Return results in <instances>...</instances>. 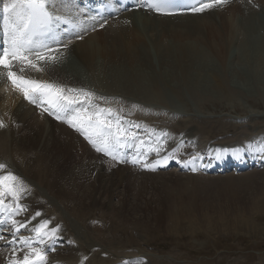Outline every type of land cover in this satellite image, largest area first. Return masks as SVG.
<instances>
[{
    "label": "bare ground",
    "instance_id": "1",
    "mask_svg": "<svg viewBox=\"0 0 264 264\" xmlns=\"http://www.w3.org/2000/svg\"><path fill=\"white\" fill-rule=\"evenodd\" d=\"M8 2L12 7L22 5L21 0H9ZM229 14L231 16H226ZM203 17H210V21L220 27L217 30L224 35L222 40L228 43L229 48L234 49L235 54L238 55L235 63L230 61L231 64H222L223 68L218 70L217 66L206 61L208 53L203 55L193 43L189 42L192 40L193 32L186 33L172 28L170 32L176 33L177 37L180 36V40L171 41L168 38L166 48H169L168 53L170 52L171 56H163L166 60L162 59L161 62H164L170 71L167 72L164 69L165 73H158L155 68L151 69L150 65H154V60L150 59L148 46L146 48L143 46L144 34H146L145 32H155L163 25L156 21L171 20L172 22L176 18H157L148 13L133 12L109 23L103 31L84 38L82 43L73 40L64 44L65 49L57 51L58 57L48 65L47 72L58 83L88 88L98 93L101 95L100 100L105 102L107 99V102L123 107L127 113H131L130 117L134 120H141L144 126L146 121L160 123L162 118L166 119V124L162 127L155 124L149 125L151 131H157L155 138L158 139V148L161 150L167 144L169 149H173L177 153L176 156L195 157L199 154L195 151V139V143L200 142L207 148L213 147L212 143L208 144L210 136L208 139L206 136L207 131H211V127L203 125L209 119L202 118L203 112H201L202 114L189 113L188 109L183 110L180 106H174V103L188 100L189 95L197 98L204 94L209 98L208 95L214 93L216 86H219L224 94L227 93L226 95L230 97L229 100H232L234 93L244 96L246 94L249 97H264V0H238L228 5L223 11L215 9ZM206 23L210 24V22ZM140 28L145 30L144 34ZM208 28L210 29V27ZM167 37H171V35L169 34ZM219 51H221L220 48ZM173 57L178 58L175 59V63ZM175 64L180 68H176ZM192 102L194 105L198 103L193 100ZM168 103L174 104V107L169 106ZM0 113L5 122L4 128L0 125V177H7L6 185L15 182L11 187L20 189L24 196L14 201L30 212L28 218L21 220V225L26 231L34 234L33 241L39 237L43 242L46 236L51 235L55 239L67 243H71L73 238L74 244L71 248L78 247V250L67 249V247L63 250H60L62 248L56 249L51 264H65L67 261L66 264H77L71 262H73L72 259L79 260L82 257L83 252L80 247L86 242L82 238L86 237L72 235L71 230L72 228L75 230L76 227L69 224L67 216L72 215L82 221L96 209H101L107 214H113L127 223L133 222L136 225L143 223H149L148 225L166 224L171 226V232L174 234H194L202 222L207 224L208 221L224 230H227L229 226L231 228L237 226L238 229L252 228L254 233L264 231L263 227L255 223L249 225V220H242L250 212L251 214L263 212L264 208V202L259 205L256 199V201L252 200L253 202L246 201L247 195L244 188L248 185L247 183L238 185L239 183L235 184L233 181L231 186L235 187L236 192H234L235 199L233 198L231 201L232 204L226 205L224 202L215 204L209 202L212 195L206 194L205 200L202 201L200 199L202 190L194 184L193 186L196 188L192 186L194 189H187L188 185L184 183L187 180L184 182L183 180L194 181L192 176L183 177L182 174L181 176H167V173H160L161 176L159 173L146 175L138 174L128 168L115 169L113 165L93 154L89 146L73 132L51 122L41 116L35 108L20 101L14 93L5 88L1 77ZM251 114L254 116L260 113L251 112ZM205 115L204 117H206ZM210 116L207 115L208 118ZM196 119H200L202 122L196 121ZM131 122L132 119L129 123L130 126ZM214 122L216 123V120L210 119V123L214 124ZM164 127L172 132L166 140L164 139V143H160L159 138L165 137ZM204 136H206V140ZM247 137L249 138V136ZM251 138L253 149L247 151L237 148L231 149L227 153L225 149L228 146H223L227 143L219 144L218 149L223 150L212 157L213 161L219 163L238 161L243 154H247L248 157L255 155L251 160L264 163V153H256L261 147L264 148V135L258 134ZM229 144H233V142ZM167 159L168 157L162 158L161 155L158 163ZM260 169H263L260 172L264 171V167ZM257 170L259 171V167L256 172ZM140 175L143 177L138 178ZM157 176L159 177L157 178ZM192 183L190 182L191 185ZM252 187L254 188L253 185ZM46 194L60 201L62 215L61 213L55 215L52 210H49V217H44L43 213L46 211L43 207L49 205L44 201V199L47 201V198H43L46 197ZM238 198L245 199L239 203L241 208L235 204ZM206 206H209V211H203L204 215L201 212L197 214L198 207L205 208ZM51 217H56L57 220L53 221ZM64 221L70 230H63L59 227L60 222L64 223ZM109 221L104 224L108 225ZM104 224L101 223V226L92 229L93 233L99 235L95 246L103 249L104 253L97 250L95 255L91 256L94 257L93 259L85 261L82 258L80 264H107L104 262L105 255L112 254L110 251H114L113 248L116 247L108 241L111 239L104 237L105 233L101 230ZM183 224H191L192 228L187 230L181 226ZM81 227L84 229L82 225ZM166 231L168 230L166 229ZM136 236H132L130 240L136 241L138 239ZM66 237L68 239L62 240ZM120 245L121 243L116 244V246ZM121 248L117 250H122ZM27 254L26 251L0 249V264H4L5 259L15 261L27 258ZM99 255H103V257L99 258ZM105 258L108 256L106 255ZM113 260L114 264H149L143 255L140 257L119 256V260L115 258Z\"/></svg>",
    "mask_w": 264,
    "mask_h": 264
},
{
    "label": "rangeland",
    "instance_id": "2",
    "mask_svg": "<svg viewBox=\"0 0 264 264\" xmlns=\"http://www.w3.org/2000/svg\"><path fill=\"white\" fill-rule=\"evenodd\" d=\"M226 16H231V14L226 15ZM177 19L178 18H176V20H172V22L171 20L156 21L157 23H163V25L159 29H157V31L152 32V33H149V32L147 33L145 32V30H142L140 28L141 32L143 31L142 32L143 34L144 32L147 34V35L144 34L145 40H144L143 46L145 48L148 46L147 49H149L150 51V59L154 60V65H150L152 66L151 67L152 70L155 68L158 71V73H163V72L165 73V70L167 72L170 71L169 67L166 66L164 62L162 63L161 60L162 59L166 60L165 59L166 56H169V57L171 56L169 55L170 52L168 53L169 48H166L167 41H169V39H171V41H176L177 39L180 40V36L177 37L176 33L170 32L172 28L178 29L181 32H186V33L193 32V35L191 38L192 40L189 42L193 43V45L198 49V51L202 52L203 55H206L208 53L207 54L208 59H206V61L211 62V65L214 64L215 66H217L218 70L223 68V65H225L226 63L228 64L229 63L231 64V62L235 63L238 55L235 54L234 49L231 50L229 48L228 43L222 40L224 35H222V33H220V31L217 30V28L220 29V27H218L216 23L210 21L211 20L210 17L204 18L202 15L200 17L195 16V18L192 17V19L191 17L190 18L189 17H179V19L178 20ZM202 19L204 20L202 21ZM202 22L203 23L205 22V23L203 24ZM206 22H210V24L209 23L207 24ZM208 27H210V29ZM166 31H168L167 34H166ZM216 31H219V32H216ZM172 33H174L175 36ZM169 34L171 35V37H167L169 36ZM159 36L160 37L163 36V37L160 38ZM79 43H82V42H79ZM219 48L221 51H219ZM232 51H233V55H232ZM173 59L175 63V59H178V58L173 57ZM176 64H178V62H176ZM178 67L179 65H176V68ZM218 87L219 86H216V89L213 94L208 95L209 98H207L204 94H202L201 96L197 98L192 97L190 95L188 96L187 94V96L189 97L188 100L179 101L178 103H174L175 105L168 103V105L171 107L180 106L183 110L188 109L187 111L189 113L202 114L201 112H203L204 115L206 114L205 115L206 117H204L203 115L202 118L209 119V121L204 123L203 125L206 124L208 127H211L212 132L209 130L207 131V134H206L207 139L209 136L212 137V138L209 137V140L210 141L212 140L211 142L209 141L210 144L212 143L216 145L219 143L223 145L227 143L226 145H230L229 143L233 142V144H235L238 141L241 143H245L246 141H251L252 140L251 137L254 138L258 134L264 135V97H258V96L249 97L246 94L244 96V95H239L237 93H234L233 97L231 98L232 100H229L230 97L226 95L227 93L225 92L224 94V91H222V89ZM219 94H222V95H219ZM203 95H204V98H203ZM192 100L196 101V103L198 101V103L196 104L197 106L194 105ZM181 102L184 104H182ZM251 112L260 113V114H257L258 116L257 115L252 116ZM207 115L208 117L211 115L210 118H208ZM189 118L192 119L191 117ZM210 119L216 120V123L215 122L214 124L210 123ZM217 120H220V121H217ZM166 121H167L166 119L163 120L162 118L160 122L161 124L160 127L163 126V122L165 125ZM196 121L202 122V120L200 119H196ZM241 125H244V126H241ZM146 127L149 128V125H147ZM210 132L211 134H209ZM251 134L252 136L250 137ZM199 135L203 137V135L201 134ZM206 136H204L205 140H206ZM247 136H249V138ZM244 138L245 140L243 141ZM199 146L202 148L205 145L203 146V144L199 142ZM240 150L242 151V149ZM168 172H162V173H167V176L169 175H175V176L180 175L181 176V174L176 171L169 170ZM255 172L256 171H252V172L247 171L241 174L239 173L237 175L231 174L234 172H229L228 174H224L220 176H209V177L202 176L201 178L194 177L193 178L194 181L193 180L189 181V179H184V180L182 179V180L183 182L187 180L184 183L189 186V188L187 186L188 190L194 189L196 187L197 188L199 187V189L202 190L201 191L202 198H200L202 201L205 200V197L207 194L209 196L212 195L210 197V201H209L210 203L213 202L215 204H219L220 202H224L226 205L230 204L231 201H233L234 192H236L235 187L231 186V184H233V181L235 184L239 183L238 185L242 183L243 184L247 183L248 187L246 186L245 187L246 189L244 188V191L246 192L245 194L247 195L246 201L249 202L248 200H251L250 202H253L252 200L254 201L257 200L260 205L264 202V199H263L264 198V171L260 172V170L259 171L257 170V172L256 173ZM164 175L166 176V174ZM182 176L184 177L185 175H182ZM141 177L143 176L140 175L138 178H141ZM158 177L159 176H157V178ZM190 182L191 183L194 182V183H192L191 185ZM193 184L196 187L193 186ZM252 185L254 186V188L252 187ZM151 190H152V187L150 188V191ZM237 192L239 191L237 190ZM148 193H151V192H148ZM45 196L46 197H43V198H47L48 202L46 201V199H44V201L46 203H49V205H46L43 207L44 211H46L43 213L44 217L45 218L49 217L48 216L49 210H52L53 213H55V215L56 214L60 215V213L62 215L63 212L61 210L62 206H60V201L51 195L46 194ZM217 196L218 198H216ZM244 200L245 199H240V198L236 199L235 204L237 205V207L239 206V203L243 202ZM203 211L204 212L209 211V206H206L205 208L198 207L197 214H199L200 212L203 214ZM259 213L251 214L250 212L248 215H245L246 217L244 216L242 220H245V219L249 220L250 221L249 225H252V223H255L256 225H259L260 227L264 228V208H263V212H259ZM89 215L90 216L87 215L86 218L82 219V221H79L78 217H73L72 215L67 216V221L69 222V224H71L72 226L75 225L76 227L75 230L74 228H72L71 230L72 235L81 236V238L82 236L83 237L85 236L86 238H82V240L85 239L87 242V243L84 242L82 244V247H80L83 252L82 257L79 260L72 259L73 262L71 263L80 264L82 258L84 257L90 258L89 260L93 259L94 257H90L88 255H92V256L95 255V251L98 250V251L103 252V249L95 246L96 239L99 235L97 233H93L92 229H94V227L101 226V223L104 224L109 220H111L109 221L110 223L108 225L104 224L103 225L104 227L102 226L101 230L103 233L106 234V235L104 234V237H108L109 239H111L108 241H110L111 244H113L114 247L116 248H113L114 251H110L112 252V254L114 253V255L107 253L106 255L108 256V258H105L106 257L105 255L104 262L107 264H114L113 258L119 260V256L122 257V256H131V255H134L136 257H140V255L141 256L143 255L144 257H146V261L149 264H261V263H264L263 262L264 261V231H261L259 233H254L252 228H249V229L239 228L238 229L237 226L236 227L234 226L235 227V228L233 227L234 229L231 228V226H229L227 230H224V229H220L216 227L215 224H210V221H208L207 224H204L202 222V224L198 227V229L195 230L196 233L194 234H183V233L174 234L171 232V226L169 225L162 224V223H156L154 225L153 224L148 225L149 223L148 224L143 223L140 225L138 224L136 225L133 222L127 223L125 220L115 217L113 214L112 215L107 214L105 211L101 209H96ZM160 219L162 220V218ZM153 221L155 222V220ZM60 223L61 224L59 227L61 229L63 230L69 229V226L67 225L65 221L64 223L63 222H60ZM81 225L84 227V229H82ZM181 226L182 227L184 226V228H186L187 230L192 228L191 224H183ZM136 228H138L139 230ZM166 229L168 231H166ZM233 230H236V231H233ZM136 235L138 236V239L137 240L134 239L136 241H131L130 240L131 237L136 236ZM64 239H68V238L67 237L62 238V240ZM118 243H121V245L116 246V244ZM73 244H74L73 242L68 243L67 249L70 248L71 250H78V247L76 245H74L76 246V248L75 247L71 248ZM59 248H63V246L61 245ZM119 248H121L122 250H117ZM102 257L103 255L102 256L99 255V258H102ZM66 263H68V261Z\"/></svg>",
    "mask_w": 264,
    "mask_h": 264
}]
</instances>
